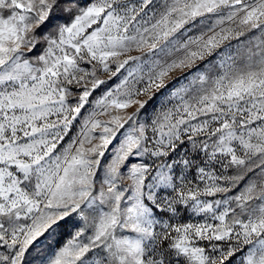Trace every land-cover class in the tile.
I'll use <instances>...</instances> for the list:
<instances>
[{
	"label": "snow or ice",
	"instance_id": "obj_1",
	"mask_svg": "<svg viewBox=\"0 0 264 264\" xmlns=\"http://www.w3.org/2000/svg\"><path fill=\"white\" fill-rule=\"evenodd\" d=\"M0 264H264V0H0Z\"/></svg>",
	"mask_w": 264,
	"mask_h": 264
},
{
	"label": "rangeland",
	"instance_id": "obj_2",
	"mask_svg": "<svg viewBox=\"0 0 264 264\" xmlns=\"http://www.w3.org/2000/svg\"><path fill=\"white\" fill-rule=\"evenodd\" d=\"M149 111H151V108H149Z\"/></svg>",
	"mask_w": 264,
	"mask_h": 264
}]
</instances>
